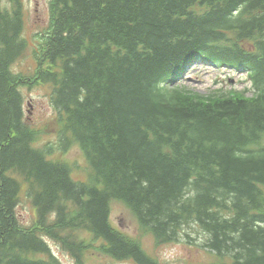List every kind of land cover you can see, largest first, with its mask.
Here are the masks:
<instances>
[{
    "label": "trees",
    "instance_id": "obj_1",
    "mask_svg": "<svg viewBox=\"0 0 264 264\" xmlns=\"http://www.w3.org/2000/svg\"><path fill=\"white\" fill-rule=\"evenodd\" d=\"M51 6L44 70L50 102L64 148L82 149L87 179L35 144L40 133L25 121L23 80L8 69L22 47L21 9L18 0H0V264H63L48 240L72 264H97L103 256L165 264L112 225V201L136 215L155 248L201 235L222 260L213 264H264L262 86L253 98L208 100L164 84L191 48L219 59L220 45H227L257 60L258 85L264 0H52ZM243 39L253 40L251 51L239 44ZM21 191L34 213L29 226L17 213Z\"/></svg>",
    "mask_w": 264,
    "mask_h": 264
},
{
    "label": "rangeland",
    "instance_id": "obj_2",
    "mask_svg": "<svg viewBox=\"0 0 264 264\" xmlns=\"http://www.w3.org/2000/svg\"><path fill=\"white\" fill-rule=\"evenodd\" d=\"M22 8L24 9V30L23 35L26 39V50L22 57H20L13 65V69L16 72L24 74H32L35 67L33 49L37 45V40L40 35H43L49 26V11L48 3L50 0H20ZM199 77L200 80H205V83L210 87L228 86V84H234L238 82L240 78L239 74L224 72L221 70L209 71L201 70L193 77ZM217 81V82H216ZM193 85H197L195 81L191 82ZM238 87H242L241 85ZM224 88V87H223ZM240 89V88H235ZM27 100H31L33 105L25 107V116L27 121L37 129L41 130L39 141L40 143H46L56 141L55 131L52 121L53 110L50 106L49 100V88L48 85H41L34 88H23ZM58 158H62L68 162H76V164L83 163V155L81 151L76 147L68 149L65 154L57 153ZM17 213L23 223H31L32 207L27 200L26 196L22 193L21 202L19 203ZM111 223L119 230L142 239V244L149 250H155L160 258L169 260L171 264H183L185 261L189 263H198L205 260L207 257L203 248L199 244H189L186 242H178L169 245H163L158 248L154 247L152 238L143 233L141 228L137 224L136 217L133 213L123 206L121 202H113L110 212ZM53 250L56 255L61 259L64 264H70L71 260L68 255L63 252L59 246L52 244ZM97 264H132L127 261L119 263H111L106 260V256L95 260Z\"/></svg>",
    "mask_w": 264,
    "mask_h": 264
},
{
    "label": "bare ground",
    "instance_id": "obj_3",
    "mask_svg": "<svg viewBox=\"0 0 264 264\" xmlns=\"http://www.w3.org/2000/svg\"><path fill=\"white\" fill-rule=\"evenodd\" d=\"M21 91V90H20ZM20 214V213H19ZM20 221V220H19ZM110 222V221H109ZM35 259V258H34Z\"/></svg>",
    "mask_w": 264,
    "mask_h": 264
}]
</instances>
